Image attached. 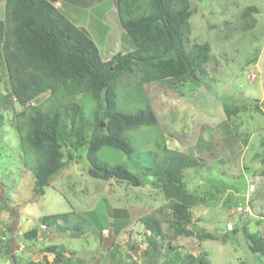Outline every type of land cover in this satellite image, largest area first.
I'll list each match as a JSON object with an SVG mask.
<instances>
[{"label": "rangeland", "instance_id": "obj_1", "mask_svg": "<svg viewBox=\"0 0 264 264\" xmlns=\"http://www.w3.org/2000/svg\"><path fill=\"white\" fill-rule=\"evenodd\" d=\"M72 2L76 5L68 7L67 16L91 32L101 49L102 60L130 49L125 42H118L113 0H106L99 7L93 6L91 0ZM191 3L196 12L190 18L186 38L210 47V60L202 66L203 74L196 83L178 89L159 82L141 85L138 77L125 78L116 91V110L133 114L149 109L156 124L123 132L133 150L130 159L108 148L101 149L96 159L108 166L124 165L137 173L138 169L162 165L163 147L167 150L164 154L173 151L191 159L198 157L195 166L185 169L181 176V183L187 185L190 195L192 220L188 230L213 239L203 238L200 242L197 237L172 235L165 220L172 198L163 196L159 177L144 179L139 174L144 180L139 187L93 179L86 173L83 150L60 171L43 196H35L32 158L28 156L26 160L21 153L13 128L14 115L22 108L16 109L11 98L4 95L7 82L3 70L0 71V238L2 243L8 240L9 254L17 264H27L29 260L43 262L45 258L48 264H55L53 255L40 251L47 245L57 246L63 259H70L72 264L78 261L117 264L116 260L120 264H146L142 256L146 245L141 219L147 214L156 215L161 222L162 239L155 241L160 264L170 252L167 244L180 255L205 254L210 264H264V258L257 259L250 253L242 232L236 233L235 240L230 231L224 233L227 225L246 226L247 231L259 233L264 241V175L260 162L264 157V0ZM1 5L2 0L0 11ZM56 6L60 9L59 3ZM248 7L256 9L251 12L250 18L255 21L250 26L238 20L240 11ZM249 75H255L254 80H249ZM47 97L48 93H43L30 104H41ZM80 99L77 101L81 102ZM83 105L84 118L90 122L92 102L87 99ZM223 107L238 111L227 119ZM244 209L247 211L243 212ZM55 214H69L67 227L63 220L42 225L43 217ZM92 215L97 218L91 220ZM31 229L38 235L29 241L24 233ZM113 252L114 261L110 256ZM0 264H14L1 247Z\"/></svg>", "mask_w": 264, "mask_h": 264}, {"label": "trees", "instance_id": "obj_2", "mask_svg": "<svg viewBox=\"0 0 264 264\" xmlns=\"http://www.w3.org/2000/svg\"><path fill=\"white\" fill-rule=\"evenodd\" d=\"M57 1L4 0L0 15V71L3 73L4 70L7 82L4 95L11 98L16 109L22 108L14 115L13 128L21 153L26 160L28 156L32 158L34 195L43 196L60 171L83 150V157L87 159L84 160L86 173L93 179L139 187L144 181L139 174L144 179L159 177L163 196L172 198L165 213L172 235L197 237L200 242L203 238L213 239V236L193 234L188 230L192 220L190 195L187 185L181 183V176L185 169L195 166L198 157L191 159L173 151L164 154L167 150L163 147V164L138 169L137 173L124 165L108 166L96 159V154L103 148L119 151L130 159L133 150L123 132L156 124L149 109L133 114L116 110V91L125 78L138 77L141 85L159 82L178 89L196 83L198 76L203 74L202 66L210 60V47L207 43H194L186 38L190 18L196 12L192 8L193 0H115L119 24L133 50L118 52L108 61L101 59L97 45L86 30L75 26L53 6ZM254 10L252 7L243 9L238 20L244 25H252L255 20L250 17ZM43 93H48L43 103L30 104ZM77 98L82 101L78 102ZM87 99L92 102L93 119L90 122L84 118L83 103ZM223 111L230 119L238 110L223 107ZM260 162L264 175V157ZM67 215L46 216L41 223L49 226L63 220L67 227ZM96 218L91 216V220ZM141 223L146 245L142 252L144 262L160 264V251L155 242L157 238L162 239L160 219L147 214ZM238 228L241 227L235 225L230 231L232 240L237 239V232H242L250 253L263 259L264 241L260 234L247 231L246 226ZM37 235L35 229L24 233L29 241L35 240ZM167 246L170 252L161 264H210L205 254L180 255L171 245ZM0 247L17 264L14 256L9 254L8 240L2 243L0 238ZM40 251L53 255L55 264H72L70 259H63L55 245H47ZM110 256L114 261V252ZM114 262L120 264L118 260ZM27 264H48V261L46 258L43 262L29 260ZM77 264L82 263L78 261Z\"/></svg>", "mask_w": 264, "mask_h": 264}, {"label": "crops", "instance_id": "obj_3", "mask_svg": "<svg viewBox=\"0 0 264 264\" xmlns=\"http://www.w3.org/2000/svg\"><path fill=\"white\" fill-rule=\"evenodd\" d=\"M72 1H74V0H72ZM71 0H68V2L66 3L65 1L63 2L62 0H58L56 3H55V7L56 8H58L57 6H56V4H60V11L63 13L64 12V16L70 21V22H72L75 26H77V27H80V28H83V29H85V27H83V26H81V25H79V24H77L75 21H74V19H73V17H68L67 16V14H69L68 13V11L70 10L68 7H70V8H73V6L74 5H76L75 3H73ZM92 1V5L93 6H96V7H99L100 5H101V3L103 2H105L106 0H91ZM79 2H81V0H78V3ZM113 2L115 3V0H113ZM70 4V5H69ZM115 5V4H114ZM1 7H2V11H0V15H2V13H3V8H4V0H2V5H1ZM115 13H116V8H115ZM115 20V23L117 24L118 23V33H119V40H118V42H120V43H124L125 42V44H128V45H130L131 47H130V49L128 50V51H126V52H130V51H132L133 50V47H132V44L130 43V40L125 36V33H124V31H123V29L121 28V26H120V24H119V21H118V18H117V13H116V18L114 19ZM120 27V28H119ZM86 30V32H87V34L89 35V37L92 39V37H91V32L88 30V29H85ZM93 40V39H92ZM96 44V43H95ZM117 44V43H116ZM97 45V44H96ZM97 47H98V45H97ZM120 47V46H119ZM99 49V48H98ZM101 50V49H100ZM100 50H99V53H100ZM125 51H121L120 53H126ZM102 53V52H101ZM101 53H100V56H101V59H102V55H101ZM118 53V52H117ZM116 54V53H115ZM113 56V55H112ZM111 56V57H112ZM111 59V58H110ZM110 59H105V60H103V61H108V60H110ZM102 231H104V228H102Z\"/></svg>", "mask_w": 264, "mask_h": 264}, {"label": "clouds", "instance_id": "obj_4", "mask_svg": "<svg viewBox=\"0 0 264 264\" xmlns=\"http://www.w3.org/2000/svg\"><path fill=\"white\" fill-rule=\"evenodd\" d=\"M250 186L252 187V185H250ZM251 190H252V189H251ZM251 190H250V191H251ZM238 208H240L241 210H238ZM238 208H237L238 211H242V209H243V208H241V207H238ZM246 211H247V209H244V210H243V212H246ZM248 214H250V213L248 212ZM231 230H232V226H231V225H227L226 228L224 229V231H225L224 233H226V231H231Z\"/></svg>", "mask_w": 264, "mask_h": 264}, {"label": "built area", "instance_id": "obj_5", "mask_svg": "<svg viewBox=\"0 0 264 264\" xmlns=\"http://www.w3.org/2000/svg\"><path fill=\"white\" fill-rule=\"evenodd\" d=\"M254 78H255V75H249L248 76V79L250 80H254ZM250 189H252V187L250 186ZM238 210H241L240 208H238Z\"/></svg>", "mask_w": 264, "mask_h": 264}]
</instances>
